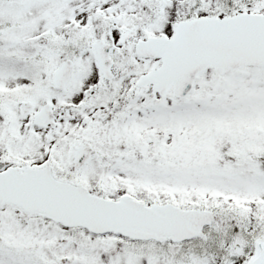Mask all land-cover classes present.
<instances>
[{
    "label": "snow or ice",
    "instance_id": "obj_1",
    "mask_svg": "<svg viewBox=\"0 0 264 264\" xmlns=\"http://www.w3.org/2000/svg\"><path fill=\"white\" fill-rule=\"evenodd\" d=\"M0 264H264V0H0Z\"/></svg>",
    "mask_w": 264,
    "mask_h": 264
}]
</instances>
